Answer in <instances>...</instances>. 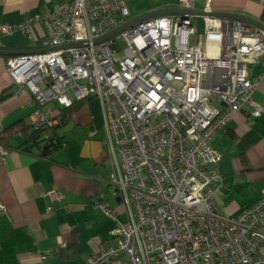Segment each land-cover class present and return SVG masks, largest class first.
Returning a JSON list of instances; mask_svg holds the SVG:
<instances>
[{
  "label": "built area",
  "instance_id": "2783aa9c",
  "mask_svg": "<svg viewBox=\"0 0 264 264\" xmlns=\"http://www.w3.org/2000/svg\"><path fill=\"white\" fill-rule=\"evenodd\" d=\"M131 19L125 0H64L39 17L0 24V35L21 31L32 46L33 26H45L40 51L6 60L14 83L32 94L34 129L57 123L50 102L100 100L115 159L108 178L127 220L101 196L95 205L115 221V241L86 264H264V187L253 206L221 216L222 155L212 145L235 110L249 105L250 120L261 113L253 93L264 73L250 78L248 66L252 55L264 56V30L205 16L196 48L191 16L165 15L96 41ZM73 42L84 44L53 49ZM7 153L0 144V158ZM45 194L63 197L55 189Z\"/></svg>",
  "mask_w": 264,
  "mask_h": 264
},
{
  "label": "crops",
  "instance_id": "0c3cea01",
  "mask_svg": "<svg viewBox=\"0 0 264 264\" xmlns=\"http://www.w3.org/2000/svg\"><path fill=\"white\" fill-rule=\"evenodd\" d=\"M61 1L0 0V24L39 17ZM125 1L132 18L157 8H183L179 0ZM189 8L238 13L262 22L264 0H193ZM196 17L204 20L205 16H191L193 23ZM33 32L35 46L16 30L0 35L1 48L42 49L44 24L36 23ZM7 57L0 56V96L4 95L0 124L13 126L16 133L10 138L8 153L0 158V204L4 206L0 209V264H86L93 252L115 241V221L95 205L101 196L118 212L120 221L127 220L119 191L108 178L115 159L106 139L100 100L75 101L66 123L57 129L62 146L40 156L39 148L25 144L26 135L17 131L20 126L31 129L34 106L32 94L20 90L8 73ZM248 73L250 78L264 73V56L249 58ZM253 99L260 115L250 120L249 105L235 110L212 141L222 155L217 170L223 182L215 209L223 217L237 216L253 206L264 187V77ZM49 106L58 104L50 102ZM52 189L61 191L63 197L51 200L45 193ZM45 252L48 255L42 259Z\"/></svg>",
  "mask_w": 264,
  "mask_h": 264
},
{
  "label": "trees",
  "instance_id": "16d2710c",
  "mask_svg": "<svg viewBox=\"0 0 264 264\" xmlns=\"http://www.w3.org/2000/svg\"><path fill=\"white\" fill-rule=\"evenodd\" d=\"M261 20L264 23V11L261 15ZM3 97L4 95L0 96V99H2ZM74 108L75 103L68 107H55L54 115L57 119V123L53 126L40 129H34L33 127H31L30 130L28 129V127L20 126L17 127V131L21 130L23 134L26 135L27 141L25 142V144H30L32 147L36 146L40 150L39 155L46 156L48 152L58 149L62 146L61 137L57 129L58 127L60 128L62 124L66 123L69 114ZM14 133L16 132L13 126L2 128V130L0 131V144L8 148L10 138Z\"/></svg>",
  "mask_w": 264,
  "mask_h": 264
},
{
  "label": "water",
  "instance_id": "95a60500",
  "mask_svg": "<svg viewBox=\"0 0 264 264\" xmlns=\"http://www.w3.org/2000/svg\"><path fill=\"white\" fill-rule=\"evenodd\" d=\"M165 15H175V16H212L220 19H234L243 23H246L251 26L258 27L260 29L264 30V23L261 22L258 19H254L248 16H245L243 14H238V13H231V12H215V11H199V10H194L191 8H181V7H168V8H157L154 10H151L149 12L143 13L135 18H132L129 20L126 24L123 26L117 28L116 30L106 34L105 36L99 38L96 41H101L103 39H106L121 29L144 19L152 18V17H158V16H165ZM84 42H73L72 44H65L61 46L54 47L53 49H58V48H64L69 45H83ZM35 51H40V50H29V49H4L0 48V56H15V55H20L23 53H32Z\"/></svg>",
  "mask_w": 264,
  "mask_h": 264
},
{
  "label": "rangeland",
  "instance_id": "374dc122",
  "mask_svg": "<svg viewBox=\"0 0 264 264\" xmlns=\"http://www.w3.org/2000/svg\"><path fill=\"white\" fill-rule=\"evenodd\" d=\"M193 20H194V26L196 29V33L193 36H190L189 39H190L191 43H193L197 46L196 48H201L203 46V42H204V20H203V18H200V17L193 18ZM100 106H101V104H100ZM101 111H102V109H101ZM110 199L113 200L111 198V196H110Z\"/></svg>",
  "mask_w": 264,
  "mask_h": 264
}]
</instances>
